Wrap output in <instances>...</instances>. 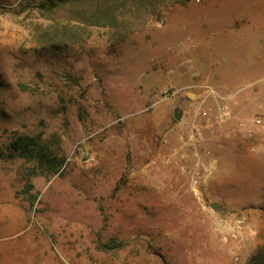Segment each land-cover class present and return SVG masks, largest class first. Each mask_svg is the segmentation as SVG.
Returning a JSON list of instances; mask_svg holds the SVG:
<instances>
[{"label":"rangeland","instance_id":"obj_1","mask_svg":"<svg viewBox=\"0 0 264 264\" xmlns=\"http://www.w3.org/2000/svg\"><path fill=\"white\" fill-rule=\"evenodd\" d=\"M47 1L0 0V264L264 253V0H160L118 26Z\"/></svg>","mask_w":264,"mask_h":264},{"label":"trees","instance_id":"obj_2","mask_svg":"<svg viewBox=\"0 0 264 264\" xmlns=\"http://www.w3.org/2000/svg\"><path fill=\"white\" fill-rule=\"evenodd\" d=\"M160 0H48L39 6L42 13L54 14L64 9L77 21L91 25L118 26L126 17H133L142 9L153 10ZM153 12V11H152ZM133 29V27H131ZM130 29V30H132ZM126 28L123 33H126ZM128 30V31H130ZM121 37V36H120ZM11 146L18 156H31L38 147V142L31 137L18 136ZM51 166L49 170L56 171ZM114 241H112V244ZM109 246V243H106ZM247 264H264V253L261 250L249 260Z\"/></svg>","mask_w":264,"mask_h":264},{"label":"water","instance_id":"obj_3","mask_svg":"<svg viewBox=\"0 0 264 264\" xmlns=\"http://www.w3.org/2000/svg\"><path fill=\"white\" fill-rule=\"evenodd\" d=\"M190 95L191 94H189V96ZM173 117L177 120V119H179L181 117V113L180 112H177V110L175 109L174 112H173ZM212 207L215 208L216 206L213 205Z\"/></svg>","mask_w":264,"mask_h":264}]
</instances>
